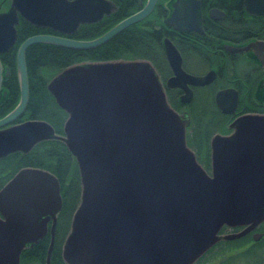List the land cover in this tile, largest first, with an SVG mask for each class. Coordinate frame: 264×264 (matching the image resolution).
<instances>
[{"label":"water","instance_id":"obj_1","mask_svg":"<svg viewBox=\"0 0 264 264\" xmlns=\"http://www.w3.org/2000/svg\"><path fill=\"white\" fill-rule=\"evenodd\" d=\"M153 2L93 39L40 34L24 40L16 54L20 99L0 119V127L25 110L28 46H100L149 12ZM114 9L109 0H11L9 11L0 14V52L16 38L17 11L35 26L71 34L80 24L97 22ZM164 46L178 74L176 50L169 41ZM1 81L0 62V85ZM190 81L205 82L197 77ZM46 87L67 114L63 134L41 119L1 129L0 158L27 153L36 143L55 139L74 157L81 191L62 244L65 264H194L217 242L241 238L264 222V168L255 158L258 154L241 146L222 149L209 175L186 143L188 115L168 103L148 60L72 63ZM258 122V116L241 118L234 137H256L257 128L248 124ZM61 207L60 183L53 173L39 167L19 169L0 189V264H20L21 252L46 235L49 222L44 264H51ZM224 226L243 229L222 234ZM261 236L254 234L253 240Z\"/></svg>","mask_w":264,"mask_h":264},{"label":"flooded vegetation","instance_id":"obj_2","mask_svg":"<svg viewBox=\"0 0 264 264\" xmlns=\"http://www.w3.org/2000/svg\"><path fill=\"white\" fill-rule=\"evenodd\" d=\"M109 1L115 7L110 14L123 16L118 21L120 22L139 14L149 0ZM10 7L11 0H0V14L8 12ZM21 19L24 18L17 11V23L14 25L16 38L8 50L0 52L2 66L0 101L2 96L6 95L3 90L6 70L7 75L9 74V69L2 63L1 58L16 47ZM33 26L50 32L35 35H56L67 38L79 28L78 26L71 34H60L47 27ZM128 27L135 31L134 42L155 40L159 43L158 51H152L149 46L148 50H145L146 45L143 52L148 56L127 59H145L153 65L165 90L168 103L179 114L188 115L186 143L207 173L212 175L216 160L221 158L222 149L237 150L239 146L256 152L258 155L255 158L264 168V0H154L149 12L123 30ZM164 41H169L176 50L174 64L175 67L176 64L178 66V74H175L174 67L170 64ZM21 43L17 45L16 54ZM189 76L202 78L205 82L202 84L191 82ZM169 81L176 83V86H169ZM188 95L191 98L186 101ZM6 99L7 97L4 100ZM25 111L26 107L18 118L1 126L0 130L35 119L26 116ZM252 116L259 118L256 125L248 124L257 128L256 137H234L238 121ZM9 155L0 158V161ZM263 224L264 222L244 236H249L252 242H259L264 237V228L261 227ZM50 226L51 222L48 223L46 235L50 234ZM227 229L235 233L241 231L243 227L224 226L220 233ZM254 234L262 236L254 241Z\"/></svg>","mask_w":264,"mask_h":264},{"label":"trees","instance_id":"obj_3","mask_svg":"<svg viewBox=\"0 0 264 264\" xmlns=\"http://www.w3.org/2000/svg\"><path fill=\"white\" fill-rule=\"evenodd\" d=\"M122 17H117L113 13L104 16L95 23L82 24L70 38L77 40L96 38L114 26ZM38 33L50 32L34 27L24 19H21L18 26L17 45L28 36ZM134 33L135 31L131 27H128L100 46L86 50L70 49L45 43L30 45L25 52L29 91L25 115L29 118L47 121L56 133L61 134L67 115L55 103L53 96L47 90V80L72 63L105 61L119 58H143L148 56L146 52H143L146 45L145 50H148V46L152 51L160 49L159 43L155 40L151 41L152 43L146 40L134 42ZM149 42L150 44H148ZM17 45L8 55L1 58L2 63L9 69V74L3 77V84L5 86L3 90L6 92V95L2 96L0 101V117L14 108L19 100L20 90L16 73ZM6 97L7 99L4 100ZM24 166L46 169L59 180L62 207L57 215L54 245L50 261L51 264H65L61 256L62 243L68 233L72 214L79 203L81 191L75 159L63 142L59 140L42 141L27 154L13 153L0 161V188L19 168ZM249 239V236H244L229 241L231 246L227 248V259H223L217 264H231L229 259L233 255L237 257L240 255L244 259L241 263L233 264H264V237L259 242H252ZM229 242H217L213 248ZM48 245L49 239L48 235H46L34 246L26 248L21 252L20 264H44Z\"/></svg>","mask_w":264,"mask_h":264},{"label":"rangeland","instance_id":"obj_4","mask_svg":"<svg viewBox=\"0 0 264 264\" xmlns=\"http://www.w3.org/2000/svg\"><path fill=\"white\" fill-rule=\"evenodd\" d=\"M44 73V71H43ZM28 78V77H27ZM49 80H47L48 82ZM47 85V83H46ZM62 133H63V127H62ZM57 140V139H56ZM61 210V209H60ZM59 213V212H58ZM58 215V214H57ZM71 221V219H70ZM70 223V222H69ZM264 224L261 226L262 229L264 228L263 227ZM56 229V228H55ZM55 229H54V232H55ZM67 229V228H66ZM69 229H70V224H69V228H68V232H69ZM227 233H232V232H229V229L225 230L222 232V234H227ZM68 234V233H67ZM66 234V235H67ZM48 235V239H50V234H47ZM55 235V234H54ZM46 236V235H45ZM44 236V237H45ZM43 237V238H44ZM66 237V236H65ZM42 238V239H43ZM55 238V236H54ZM250 238V237H249ZM251 240V238L249 239ZM222 241V240H221ZM226 241H231V240H226ZM220 242V241H219ZM252 243V242H251ZM63 244V243H62ZM54 245V244H53ZM231 246V243H225V244H222V245H218V246H215L214 248L212 247V249L210 248L206 253H204V255L202 257H200L199 259H201L199 262H195L194 264H217L219 263L220 261H222L223 259H227V255H228V250L227 248ZM223 249V250H221ZM237 253V252H236ZM235 253V254H236ZM242 256H236V255H233L232 258L229 259V261L231 262V264L233 263H241L243 262V258H241ZM236 261V262H235Z\"/></svg>","mask_w":264,"mask_h":264},{"label":"bare ground","instance_id":"obj_5","mask_svg":"<svg viewBox=\"0 0 264 264\" xmlns=\"http://www.w3.org/2000/svg\"><path fill=\"white\" fill-rule=\"evenodd\" d=\"M53 76H54V75H53ZM53 76H52V77H53ZM52 77H51V78H52Z\"/></svg>","mask_w":264,"mask_h":264}]
</instances>
